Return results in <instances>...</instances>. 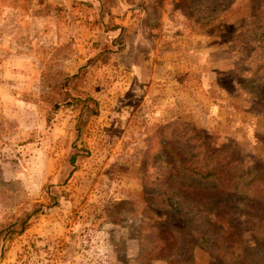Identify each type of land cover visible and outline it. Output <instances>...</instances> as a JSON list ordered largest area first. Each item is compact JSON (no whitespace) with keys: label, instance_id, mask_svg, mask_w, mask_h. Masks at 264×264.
I'll return each mask as SVG.
<instances>
[{"label":"rangeland","instance_id":"1","mask_svg":"<svg viewBox=\"0 0 264 264\" xmlns=\"http://www.w3.org/2000/svg\"><path fill=\"white\" fill-rule=\"evenodd\" d=\"M263 168L264 0H0V264H264Z\"/></svg>","mask_w":264,"mask_h":264},{"label":"trees","instance_id":"2","mask_svg":"<svg viewBox=\"0 0 264 264\" xmlns=\"http://www.w3.org/2000/svg\"><path fill=\"white\" fill-rule=\"evenodd\" d=\"M211 159L212 158H210V162L204 163V165H202V166H198L196 164L197 166H195L194 168L189 169V171H190L191 175L194 176V177H198V178L203 179V180H206L208 178L209 179L213 178L219 184V183H221V179L223 181V178H222V176H223L222 165L220 163H218V162L212 161ZM246 169L244 168V170H242L241 168H239V172H240L239 180L240 181L238 183L234 184L233 186H231V188H225V191H226L225 194L228 196L227 199H233L234 197H237L238 195H240L242 193L249 194V192H250L249 190H250L251 186L249 184H246L247 186H244L246 188L243 191V189L241 187V184L243 182H247L248 178L251 177L252 173L255 170L249 171L248 169L247 170ZM263 170H264V168H263ZM261 178L263 180L260 182V184L263 187L262 188H258V189H259V192L261 194H264V172L261 175ZM255 179H257V178H255ZM251 185H254V184H251ZM216 190H218V189H216ZM200 192H201L200 189L193 190V188H192L191 192L190 191H184L185 196H187L188 198L191 197L192 201H193V199L197 200V198L199 197ZM219 192L220 191L218 190V195H220ZM176 194L179 195V193H177V192H176ZM261 200L264 201V199H261Z\"/></svg>","mask_w":264,"mask_h":264}]
</instances>
